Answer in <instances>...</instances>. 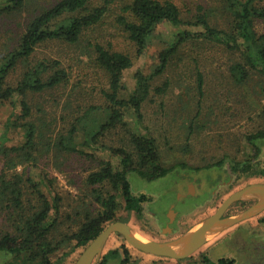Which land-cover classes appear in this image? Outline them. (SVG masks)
Masks as SVG:
<instances>
[{
  "label": "trees",
  "instance_id": "16d2710c",
  "mask_svg": "<svg viewBox=\"0 0 264 264\" xmlns=\"http://www.w3.org/2000/svg\"><path fill=\"white\" fill-rule=\"evenodd\" d=\"M102 1L0 0V254L7 257L0 264H66L109 225L144 217L151 198L136 190L132 176L153 183L176 169L216 170L227 175V191L264 179V32L258 29L264 0H211L213 6H198L190 17L174 0ZM115 2V24L136 55L156 47L155 64L136 72L133 89L124 81L135 63L132 54L91 37ZM30 7L34 13L10 27ZM9 28L15 40L3 38ZM50 43L75 50L77 65L86 66L82 78L73 82L72 68L59 59L37 58ZM213 49L230 61L214 73L225 90L207 106L210 80L202 68ZM180 69L176 117L187 134L168 153L195 152L194 137L214 134L215 153L202 148L196 168L166 167L145 126L152 92L165 95L175 83L157 81ZM238 126L245 132L236 136ZM132 259L124 244L99 264ZM178 262L237 264L208 257Z\"/></svg>",
  "mask_w": 264,
  "mask_h": 264
},
{
  "label": "rangeland",
  "instance_id": "374dc122",
  "mask_svg": "<svg viewBox=\"0 0 264 264\" xmlns=\"http://www.w3.org/2000/svg\"><path fill=\"white\" fill-rule=\"evenodd\" d=\"M174 1L179 5L185 17H190L189 14L195 12L198 6H213L211 0ZM102 2H104V0ZM33 10L34 8L31 7L25 9L22 15H18L12 19L10 27L15 28L14 24L17 21L27 19L34 13ZM119 14L120 3L115 2L111 5L103 22L91 32V37H99L105 41H109L114 49L132 54L135 63L133 68L125 73L124 81L128 88L133 89L135 84L134 75L136 72L155 64L156 61L153 59V56L156 47H151L146 54L140 57L137 56L136 49L128 42L126 35L119 30L117 24H115V20ZM258 29L260 32H264V24H261ZM161 31L168 33L171 30L164 27ZM16 37V34L10 30V28L4 31L3 38L7 41L10 38L15 40ZM187 50L188 53H193L190 52V49ZM74 52L75 50L73 48L50 43L38 50L37 58L42 59L47 57L53 58L54 60H61L66 68H72L71 80L75 82L83 77L86 66L83 64L77 65L78 60L74 58ZM210 53L211 54L206 53V56L209 57V61L206 67L202 68L208 75V80H210V86L206 88V99H208L206 103L207 106L212 105L211 102L221 97L222 93L220 92L225 90L223 86L216 83L214 73H216L218 69L223 70L230 61L228 55L218 49H213ZM77 54L76 52V56ZM194 55L197 56V53H194ZM179 74H183L182 69L172 70L163 78L159 79L160 81H157L156 86L162 85L166 79L172 82L174 81L175 83L170 86L165 95H158L152 92L151 100L144 106L145 126L150 128L153 136L159 142L164 156L167 159L166 167L172 168L182 163L196 168L202 166L199 158L202 148L208 146L207 149L209 154L215 153L214 134L206 132L200 136L197 135L194 137L193 143H196L197 147H194L195 152L189 151L185 152V154L175 152L172 155L168 153V146L171 145L176 147L182 145L187 134L185 132V125L183 124L184 121L176 117L178 96L181 93V87L177 83V76ZM156 86L154 88H156ZM130 120L133 119L130 118ZM236 129V136L245 132L244 127L238 126ZM230 145H233V143ZM188 157L191 159L188 160ZM208 174L212 176V180L207 179ZM216 178L226 182L227 175L225 174L223 176L216 170L197 174L176 169L167 177L153 183H146L137 176H132L131 180L136 190L147 193L151 198V202L147 205V215H144V217L140 219L137 217H129V222L127 224H129L136 233L151 240L156 242H171L190 232L204 220L213 216L223 202L233 193L253 183H264V179L258 181L253 180L227 191L216 186L214 182L217 180ZM194 179H196V181L193 182ZM60 184L66 186L65 180H61ZM188 185H190L189 192L187 190ZM222 186L226 185L223 183ZM191 194L192 196H190ZM181 195H187V197L190 198L184 199ZM244 203L249 205L247 207L243 205H234L225 216L236 217L254 206L256 201L249 200ZM171 204L177 205V214L174 216L176 222L174 226L175 231L172 235H169L167 232H162L161 229L165 227L168 216H172L169 211ZM123 216L125 219L127 218L126 214ZM263 218L264 212L222 234L211 237L207 244L192 256V258L195 261H201L204 257H208L215 262L221 258H234L237 264H264V222L262 223L260 221ZM124 244L131 251L133 257L132 264H183L175 260L144 254L132 248L123 237L117 234L110 238L97 264L102 261L108 252L113 249L121 248ZM85 250L86 249H79L76 251L72 259L66 264H76ZM6 259V256L0 254V263L4 262ZM110 264H114V262Z\"/></svg>",
  "mask_w": 264,
  "mask_h": 264
},
{
  "label": "water",
  "instance_id": "95a60500",
  "mask_svg": "<svg viewBox=\"0 0 264 264\" xmlns=\"http://www.w3.org/2000/svg\"><path fill=\"white\" fill-rule=\"evenodd\" d=\"M255 200L256 204L236 217H226L227 212L236 204ZM264 212V183H253L233 193L218 208L216 213L204 220L196 228L171 242H156L136 233L124 222L109 225L80 256L76 264H97L110 238L118 234L132 248L151 256L171 260H186L203 248L211 237L253 219ZM171 221L175 216L170 211Z\"/></svg>",
  "mask_w": 264,
  "mask_h": 264
},
{
  "label": "flooded vegetation",
  "instance_id": "af4514ba",
  "mask_svg": "<svg viewBox=\"0 0 264 264\" xmlns=\"http://www.w3.org/2000/svg\"><path fill=\"white\" fill-rule=\"evenodd\" d=\"M217 179V178H216ZM194 181H196V179H194L193 180V182ZM224 183V185H226L227 186V184H228V182L226 181H219V183L218 184H216V186L218 187V188H224V187H226V186H222V184ZM228 187V186H227ZM189 189H190V185H188V192H189ZM190 194V193H189ZM190 196H192V194L190 195ZM181 197H184V199H189L190 197H187V195H181ZM179 200V199H178ZM177 200V201H178ZM176 201V202H177ZM177 204H178V202H177ZM176 204L175 205H173V204H171L170 205V208H169V211H171V210H173L174 212H175V215L177 214V209H176ZM175 224H176V222H175V219L173 218V220L171 221V218H170V216H168V220H167V222H166V225H165V227H163L161 230H162V232H167L169 235H172L173 233H174V231H175V229H174V226H175Z\"/></svg>",
  "mask_w": 264,
  "mask_h": 264
}]
</instances>
